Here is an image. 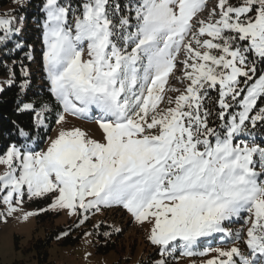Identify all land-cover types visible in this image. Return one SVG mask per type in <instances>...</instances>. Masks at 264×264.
<instances>
[{"label":"snow or ice","instance_id":"snow-or-ice-1","mask_svg":"<svg viewBox=\"0 0 264 264\" xmlns=\"http://www.w3.org/2000/svg\"><path fill=\"white\" fill-rule=\"evenodd\" d=\"M206 8L207 0H41L39 62L51 99L21 100L17 110L43 129L54 102L58 130L45 140L18 128L24 142L0 149V217L37 215L23 211L25 197L79 224L120 207L148 226L156 264L177 251L209 257L200 264H264V0H217L201 15ZM17 21L0 14V49L29 48L24 59L35 61ZM178 64L182 91L166 87ZM20 67L24 92L29 68ZM16 79L13 70L5 83ZM68 115L94 119L101 137L66 127ZM217 238L231 246L200 247Z\"/></svg>","mask_w":264,"mask_h":264},{"label":"trees","instance_id":"trees-1","mask_svg":"<svg viewBox=\"0 0 264 264\" xmlns=\"http://www.w3.org/2000/svg\"><path fill=\"white\" fill-rule=\"evenodd\" d=\"M235 3V0H232ZM21 3L23 7H21ZM41 0H0V14L12 13L18 18L17 24L23 30L19 34L20 41L30 46L32 54L36 57L35 61H28L24 59L25 53L30 49L25 48L24 51L8 52L7 49H0V75L8 78L9 75L15 71L16 81L13 86L4 85L5 90L0 93V149L10 142L23 143L24 138L19 135L18 128H23L25 131L31 132L34 137L44 138L50 136L52 128L55 125V118L59 112V108L55 106L54 102L51 106L52 110L48 113L46 125L43 129L38 128L35 125L34 117L29 113H21L17 110V105L21 100L47 101L51 98L47 97L46 89L42 87L44 85L43 72L39 62V51L41 48L40 31L38 18L40 17ZM4 8V9H1ZM5 14V15H6ZM11 47V45L9 46ZM5 53H7L5 55ZM20 61H23L24 65L29 68V81L31 86L24 92H21L20 85L24 79ZM15 68L13 69V66ZM215 92L212 93L215 98ZM260 132V129H257ZM264 135V133H260ZM257 142H260L259 139ZM45 144H41L43 147ZM24 201L36 209L38 214L36 215V230L41 228L42 235L33 236L27 245L29 251L34 252V258L38 259L39 264L43 261H47V247L53 243L62 245L76 244L85 229H91L93 235V244L95 251L99 254H105L112 250H122V238L123 229L113 228L107 224L106 213L103 217H100L97 221L94 220L93 214L88 215V219L79 224L78 217L74 221H70L66 224H57L58 211H39L40 208L45 207L50 201L42 198L28 199L25 197ZM46 208V207H45ZM110 221V220H109ZM99 225V227H96ZM233 229L235 226L229 225ZM107 232L109 235H104ZM67 233V235H64ZM15 245L19 248L18 239L19 236L15 235ZM218 239V238H217ZM207 243H211L213 247H230V243H220L218 240L205 242L201 244V248L207 246ZM145 251L139 254L136 260L127 256L124 259L113 262L112 264H156L161 258L157 248L150 242L145 243ZM131 250V248H130ZM200 248L195 249L199 251ZM243 250V249H242ZM125 251V250H123ZM175 259L168 257V264H181L186 261L196 260L201 258L199 255L195 256H182L179 251L175 254ZM22 260L13 261L11 264H23Z\"/></svg>","mask_w":264,"mask_h":264},{"label":"rangeland","instance_id":"rangeland-1","mask_svg":"<svg viewBox=\"0 0 264 264\" xmlns=\"http://www.w3.org/2000/svg\"><path fill=\"white\" fill-rule=\"evenodd\" d=\"M216 0H207V8L201 15H206L209 10L214 6ZM4 9V8H1ZM4 14V13H2ZM6 14V13H5ZM7 78L0 75V85H5ZM175 82V81H174ZM173 82V83H174ZM185 85V84H184ZM178 93L168 92L167 96H175ZM166 100L161 104V107H167ZM66 127H79L88 132L93 137L99 139L101 132L98 129L94 119H84L68 115ZM58 125H54L50 137H55L57 134ZM46 146V144L44 145ZM43 146V147H44ZM6 170L4 165H0V174ZM23 211L38 212V209L23 202ZM47 208V205L45 206ZM43 207V208H45ZM42 209V208H40ZM39 209V210H40ZM4 210L0 205V212ZM58 211L59 215L55 222L57 224H68L70 221L76 219V215H69L65 210H52ZM106 216L107 222L115 225V227L123 229L124 234L121 241L122 250H112L105 254H99L95 251L93 244V235L91 229L87 228L83 232L80 240L76 244L62 245L53 243L47 247V261H43L42 264H112L115 261L124 259L129 256L133 260H136L139 254L144 253L145 243L148 244V231L147 225H141L137 223L133 217L127 213L126 210L120 207H112L102 210L99 213H94V220H98L100 217ZM22 214L20 212L15 213L12 216L6 218L0 217V264H11L13 261L22 260L23 264H39L38 259L34 258V252L26 250L27 245L33 236L42 235L41 228L36 230V215L23 220L19 218ZM239 228L240 224H232ZM113 227V228H115ZM18 235V245H15L14 236ZM218 240V239H217ZM228 247V246H227ZM131 248V250H130ZM125 250V251H123ZM209 257H201L196 260L186 261L181 264H200V261Z\"/></svg>","mask_w":264,"mask_h":264}]
</instances>
